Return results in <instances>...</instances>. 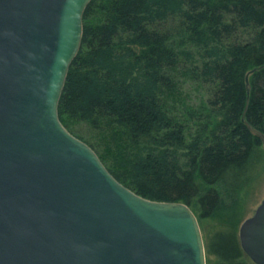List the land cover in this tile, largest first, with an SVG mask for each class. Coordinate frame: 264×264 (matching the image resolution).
Segmentation results:
<instances>
[{
  "label": "trees",
  "instance_id": "trees-1",
  "mask_svg": "<svg viewBox=\"0 0 264 264\" xmlns=\"http://www.w3.org/2000/svg\"><path fill=\"white\" fill-rule=\"evenodd\" d=\"M181 75L206 97L168 105ZM58 111L122 184L213 221L207 264H255L239 227L264 173V0H92Z\"/></svg>",
  "mask_w": 264,
  "mask_h": 264
},
{
  "label": "water",
  "instance_id": "water-1",
  "mask_svg": "<svg viewBox=\"0 0 264 264\" xmlns=\"http://www.w3.org/2000/svg\"><path fill=\"white\" fill-rule=\"evenodd\" d=\"M91 1L0 0V264H207L190 206L137 194L60 120ZM239 236L264 264V198Z\"/></svg>",
  "mask_w": 264,
  "mask_h": 264
},
{
  "label": "rangeland",
  "instance_id": "rangeland-1",
  "mask_svg": "<svg viewBox=\"0 0 264 264\" xmlns=\"http://www.w3.org/2000/svg\"><path fill=\"white\" fill-rule=\"evenodd\" d=\"M184 61H182V64ZM181 69H184V65ZM178 85L175 86L176 96L175 99H169L166 101L168 105H175L181 107L185 104H197L201 97H206L204 90L199 91L197 83L192 80H188L186 77L177 78ZM204 91V92H203ZM180 99V100H179ZM78 130V129H77ZM81 134H84L86 137L90 138V133L85 125L80 128ZM244 206V218H248L253 215L257 206L261 203L264 198V173L259 177L256 183L252 186L250 190L244 191L241 195ZM202 233L205 234V228L210 225H213V221H200Z\"/></svg>",
  "mask_w": 264,
  "mask_h": 264
},
{
  "label": "flooded vegetation",
  "instance_id": "flooded-vegetation-1",
  "mask_svg": "<svg viewBox=\"0 0 264 264\" xmlns=\"http://www.w3.org/2000/svg\"><path fill=\"white\" fill-rule=\"evenodd\" d=\"M257 207H258V206H257ZM253 214H254V213H253ZM245 219H246V218H244L243 221H244ZM243 221H242V222H243ZM242 222H241V223H242ZM240 225H241V224H240ZM239 228H240V227H239ZM242 248H243V247H242ZM245 253H246V252H245ZM246 254H247V253H246Z\"/></svg>",
  "mask_w": 264,
  "mask_h": 264
}]
</instances>
